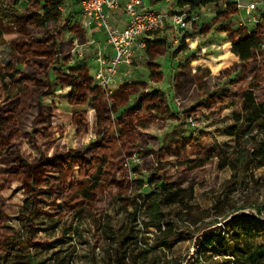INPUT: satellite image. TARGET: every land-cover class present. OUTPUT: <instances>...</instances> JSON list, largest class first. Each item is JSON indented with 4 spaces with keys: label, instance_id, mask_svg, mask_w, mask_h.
<instances>
[{
    "label": "trees",
    "instance_id": "16d2710c",
    "mask_svg": "<svg viewBox=\"0 0 264 264\" xmlns=\"http://www.w3.org/2000/svg\"><path fill=\"white\" fill-rule=\"evenodd\" d=\"M221 2L177 0L175 5L179 9L187 6L201 8L218 6ZM57 6L51 2L43 5L36 1L21 14L0 7V47L8 44L11 50L10 62L3 66L0 61V74L6 72L19 76L9 91L16 90L13 97L4 100L0 92V191L17 184L29 196L32 206L29 209L31 217L27 229L15 232L5 226L11 209L0 202V253L10 255L18 252L24 260L23 264H36L31 249L38 244L35 242L31 218L38 215L35 209L45 196L54 201L60 200L70 211H97L108 192H116L119 203L130 205L129 198L141 189V186L137 188V184L142 182L132 179L130 169L125 167L126 160L135 153L144 156L141 164L132 170L134 175H138L147 169L148 156L156 155L159 159L160 152L153 149L156 145L155 137L145 131L143 126L172 117L169 104L171 94L146 92L147 85L138 82L125 84L117 92L107 95L94 85L95 82L85 68L70 67L69 72H66L70 56L65 55V52L73 38L83 43L85 35L77 26L68 25L69 42L64 45L58 41L57 35L49 30V24H57L60 19ZM234 14H237L236 5L228 4L224 12H218L215 22L222 21L218 31L228 35L232 42L231 52L240 58L239 63L218 76L201 69L193 73L189 65L183 66L174 76V89L185 112L199 113L204 109L210 117L216 119L221 118L222 111L230 103L240 98L241 114H235L234 119L237 123L243 122L244 129L233 127L226 133L235 137L238 145L243 138L248 137L254 147L244 155L250 161H256L257 167H264V138L250 136L254 129H264V51L261 50L264 27L258 25L252 32L242 27L234 29L235 23L230 19ZM36 29L43 30L42 37L34 38L33 31ZM186 39L182 40L181 46L171 56L186 49ZM146 42L150 58L147 65L150 79L161 82L164 75L156 60L166 53L170 54L169 48L164 40L148 39ZM20 67H24L23 70L20 71ZM232 73L237 74V80L230 84H219ZM59 87L70 88L68 101L71 106H82L91 101L97 122L95 146L86 150L45 147L44 140L54 134L58 121L73 125L78 135H86L90 131L85 112L68 113L42 104V99L53 95ZM133 98L137 102L135 106L130 105ZM121 110L123 112L118 115ZM26 145L37 147L33 157L26 154ZM181 147H190L188 153H204L210 159L219 156L210 148L199 150L193 138ZM227 166L226 162H222L220 169ZM76 168L79 170L78 177H74ZM159 171L156 169L151 182L155 189L149 203L151 221L147 225L163 238V234L175 230L178 225L175 217H170L167 208L173 205L187 207L186 197L192 195V192H186L182 185L188 182L194 170L183 166L173 178ZM141 209V205L135 207L128 232L119 237L120 251L127 250L126 244L133 238V229L138 225ZM218 223L214 221L213 224ZM232 226H235V232L227 238L223 236L215 242L213 237L206 238L211 255L201 257L196 264H264V221L237 218L229 222L227 230L232 229ZM228 231L225 230V233ZM155 241L159 247L167 246L165 242H159L158 237ZM213 254H216L217 260L212 259ZM118 255L122 258L118 261L124 262L125 251L122 254L118 252Z\"/></svg>",
    "mask_w": 264,
    "mask_h": 264
},
{
    "label": "rangeland",
    "instance_id": "374dc122",
    "mask_svg": "<svg viewBox=\"0 0 264 264\" xmlns=\"http://www.w3.org/2000/svg\"><path fill=\"white\" fill-rule=\"evenodd\" d=\"M147 1L153 2V0ZM159 1L164 2L166 9L153 8L154 10L166 12L169 16L185 15L189 23V27L180 32L173 31L168 23L153 36L154 41H166V46L170 51V54L166 53L156 60L160 66V72L164 75L163 80L161 82L151 81L150 70L147 66L150 62L148 53L146 59L137 61L133 67L120 70L112 93L117 92L125 84L139 82L147 85L146 92L171 94L169 104L172 117L158 119L143 126L145 131L155 137L156 145L153 149L160 152V157L158 156L159 159H157L156 155L148 156L147 169H143L138 175H134L132 170L141 164L144 156L135 153L126 160L125 167L130 169L132 179L142 182L137 184V188L141 186V189L129 198L130 205L119 203L116 200V192H108L99 205V210L75 209L70 211L63 206L60 200L54 201L45 196L42 203L35 209L38 215L31 218L34 228L32 230H35V242L38 244L37 247L31 249L36 264H187V259L193 252L195 256L190 264H196L201 257L206 258L211 255L206 238L213 237L215 242L220 237L227 238L235 232V226L228 231L229 223L224 225V222L230 220L233 215L246 211L256 215L258 220L264 219V167H257L256 161H250L244 155L251 152L254 147L247 139L248 137L243 138L238 145L236 138L226 133L233 127L244 129V123H237L234 119L235 114H241L242 100L235 99L227 109L222 111L221 118L216 119L210 117L204 109L199 113L185 112L174 89V76L179 68L189 65L191 72L196 73L201 68L199 64L194 63L202 58L211 59L220 56L225 52L227 42L231 44V52L232 42L229 41L228 35L218 31L222 21L215 22V19L218 12H224L227 5L232 4V0H222L218 6L210 5L201 8L187 6L183 9L175 5L177 0ZM245 2L246 0H242V3ZM230 19L235 23L233 28H239L240 16L234 14L230 16ZM49 30L55 33L58 41L64 45L69 42L70 35L60 29V24L50 23ZM33 32L34 38H40L43 35L41 29ZM184 38H187L186 49L171 56V53L181 46ZM0 61L3 66L6 65L4 59ZM84 64L83 68L89 72L90 78L94 81L95 65L92 59L86 56ZM23 68L20 67L19 70ZM67 69L66 72H69L70 69ZM201 70L208 69L202 68ZM210 73L215 75L211 71ZM17 79L19 76L14 73L0 74V92L4 100L16 94V90L9 91ZM235 80H237V74L232 73L219 84H230ZM69 93L70 88L59 87L53 95L44 97L41 102L63 112H85L90 131L86 135H78L73 125L62 120L58 121L55 124L54 134L44 140L46 148L62 146L67 149L86 150L97 143V122L91 101H88L86 105L71 106L68 101ZM136 103L133 98L130 105L135 106ZM122 112L123 110L118 115ZM189 117H193L196 121L194 127L187 125L186 119ZM60 130H63V133H60ZM250 134L258 139L264 138V129L262 127L254 129ZM190 138H193V143L199 147V150L210 148L219 156L216 155L210 159L204 153H188L190 147L179 148ZM41 143H43L42 140ZM35 147L26 145V154L33 157L37 153V147ZM222 162L228 164L225 169H220ZM183 166L194 170L190 173L188 182L182 185L187 190L186 192L191 190L192 195L188 194L186 197V209L178 205L167 208L171 214L170 217H175L178 225L175 230L163 234V239L158 232L147 225L151 221L149 203L155 189L151 183L152 178L156 169H160L159 172H164L168 177L173 178L178 169ZM78 176L79 170L76 168L74 177ZM187 185L190 187L187 188ZM0 202L11 209L9 221L5 223V226L15 232H24L29 225L28 220L31 217L29 209L32 208L26 192L19 189L17 184H13L10 189L0 191ZM140 205L142 209L138 213V225L133 229V238L127 242V250L120 251L118 239L128 232L130 217L135 207L139 208ZM239 208H244V210ZM214 221L219 223L213 224ZM217 225L222 227L202 239L198 248L194 249L196 237ZM225 230L228 232L225 233ZM157 237L160 239L159 242L166 243L165 248L156 245ZM123 251H125V259L120 263L118 259L122 260V258L118 252L122 254ZM212 259H218L216 254L212 255ZM23 263L24 260L18 252L10 255L0 253V264Z\"/></svg>",
    "mask_w": 264,
    "mask_h": 264
},
{
    "label": "built area",
    "instance_id": "2783aa9c",
    "mask_svg": "<svg viewBox=\"0 0 264 264\" xmlns=\"http://www.w3.org/2000/svg\"><path fill=\"white\" fill-rule=\"evenodd\" d=\"M43 5L57 4L60 13V29L69 34L67 26H77L85 35V42L72 39L65 55L70 56L66 69L83 67L86 56L95 65V84L107 95L121 69L130 68L139 60L146 59V40L170 23L172 30L180 32L189 27L185 15L169 16L166 12L154 10L147 0H0V7L13 9L17 14L27 10L34 2ZM240 16L239 27L249 32L258 25L264 27V0H232ZM8 45V44H7ZM261 50L264 51V40ZM68 71V69H67ZM194 127L193 117L186 119Z\"/></svg>",
    "mask_w": 264,
    "mask_h": 264
},
{
    "label": "bare ground",
    "instance_id": "6f19581e",
    "mask_svg": "<svg viewBox=\"0 0 264 264\" xmlns=\"http://www.w3.org/2000/svg\"><path fill=\"white\" fill-rule=\"evenodd\" d=\"M194 47V43H192ZM231 44L227 42L225 44V52L218 57H214L211 59L202 58L200 61L195 62L194 64H199V67L202 69H208L213 74L219 75L229 69L230 67L237 64L240 60L238 56L230 52ZM197 69H195L196 71Z\"/></svg>",
    "mask_w": 264,
    "mask_h": 264
},
{
    "label": "water",
    "instance_id": "95a60500",
    "mask_svg": "<svg viewBox=\"0 0 264 264\" xmlns=\"http://www.w3.org/2000/svg\"><path fill=\"white\" fill-rule=\"evenodd\" d=\"M237 218H252V219H256L258 220L257 216L256 215H253V214H250L246 211H241L240 214H235L233 215L230 220L224 222V225H227L229 222H231L232 220L234 219H237ZM259 221H264V220H259ZM220 227H222L221 225H217L215 227H211L209 230H205L204 232H202L200 235H198L196 237V242L194 244V249H197L198 246H199V243L202 239L206 238L210 233H214L215 231H217ZM195 256V253L193 252L187 259V264H190L192 259L194 258Z\"/></svg>",
    "mask_w": 264,
    "mask_h": 264
},
{
    "label": "crops",
    "instance_id": "0c3cea01",
    "mask_svg": "<svg viewBox=\"0 0 264 264\" xmlns=\"http://www.w3.org/2000/svg\"><path fill=\"white\" fill-rule=\"evenodd\" d=\"M159 0H153V2L147 1L146 3H151L152 6L150 5V7L155 8V9H166L167 6L164 5L163 1H159ZM0 59L3 60L4 59V63L7 65L10 60H11V50L10 47L5 44L2 45L0 47Z\"/></svg>",
    "mask_w": 264,
    "mask_h": 264
}]
</instances>
